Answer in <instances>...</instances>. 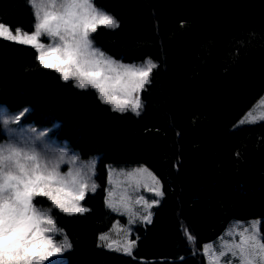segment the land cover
<instances>
[{
	"label": "trees",
	"instance_id": "16d2710c",
	"mask_svg": "<svg viewBox=\"0 0 264 264\" xmlns=\"http://www.w3.org/2000/svg\"><path fill=\"white\" fill-rule=\"evenodd\" d=\"M93 2L119 24L97 26L96 47L124 62L157 63L139 115L113 111L95 89L43 68L36 48L0 37V105L28 108L22 123L52 127L82 159L99 156L98 188L83 200L89 211L67 215L35 199L70 241L63 264H207L204 244L232 220L260 219L264 237V121L238 126L264 95V0ZM0 22L33 32L34 9L0 0ZM138 165L157 176L163 196L151 223L135 226L128 255L100 235L121 217L106 205L108 167Z\"/></svg>",
	"mask_w": 264,
	"mask_h": 264
},
{
	"label": "snow or ice",
	"instance_id": "6c2138e0",
	"mask_svg": "<svg viewBox=\"0 0 264 264\" xmlns=\"http://www.w3.org/2000/svg\"><path fill=\"white\" fill-rule=\"evenodd\" d=\"M28 3L33 7L36 19L33 34L22 33L19 27L13 34L5 24L0 23V37L20 44H30L39 52L36 59L43 68L59 73L64 81L75 77L74 86L80 89H87L89 86L95 89L103 103L112 104L113 111L128 110L125 106L128 101H117L116 93L130 94L136 90L137 85L142 87L147 81L148 71L156 66L150 61L141 68L118 64L94 46L90 32L97 30L98 23L107 28L119 27L115 18L102 9L95 8L91 0H28ZM41 35L48 36L50 40L46 52L42 50L45 46L38 42ZM117 67L122 68L124 74L116 72ZM137 73L143 77L142 80L133 82L126 78ZM261 104L264 105V100H261ZM139 108H142V104L137 100L131 111L139 115ZM22 115L0 118V124L5 128L9 124H17ZM259 118L264 120V114ZM245 122L256 123L257 120L249 113L241 121ZM67 155L61 151L55 157L47 158L37 151L32 141L27 140L0 143V264H54L57 261L63 264L62 250L70 249L71 244L63 230L55 228L51 208H37L33 200L35 196L46 197L54 208L67 215L89 211L78 206L79 201L85 197V185L82 181L75 178L71 180L75 197L65 192L66 177L61 176L58 169ZM72 159L75 160L76 157L73 156ZM90 164L94 175L95 163L92 161ZM113 171L110 170V176ZM146 172L149 176L152 175L143 168L133 169L125 175L133 177L136 173ZM152 178L155 180V177ZM96 188L93 183L90 191L95 192ZM162 196L161 191L155 192V197ZM158 203L156 198L152 199L151 204L145 201V210ZM106 204L118 211L110 201L106 200ZM151 215L149 212L141 219L151 223ZM133 222L129 220V223ZM259 225L258 220L249 222L248 225L234 222L232 230L226 232L215 244L204 245L202 254L211 257L209 264H257V256H264V237L259 235ZM237 229L242 231H236ZM55 235L63 237L59 246L54 243ZM236 236L239 237V242H236ZM186 238L190 243H195L194 237L186 234ZM105 239V235L100 236L101 241ZM134 244L135 241L123 251L131 255ZM107 247L111 248L112 245ZM114 250L121 251L118 247Z\"/></svg>",
	"mask_w": 264,
	"mask_h": 264
},
{
	"label": "rangeland",
	"instance_id": "374dc122",
	"mask_svg": "<svg viewBox=\"0 0 264 264\" xmlns=\"http://www.w3.org/2000/svg\"><path fill=\"white\" fill-rule=\"evenodd\" d=\"M94 0H91V3L94 5ZM95 8L100 9L94 5ZM104 11V10H103ZM105 12V11H104ZM107 13V12H105ZM108 14V13H107ZM110 15V14H109ZM111 16V15H110ZM113 17V16H112ZM114 18V17H113ZM116 20V19H115ZM1 23V22H0ZM102 25L100 23L97 24V26ZM7 26V25H6ZM13 34H15V30H12L9 26H7ZM21 32H26L21 30ZM34 32V31H33ZM33 32H27L29 35L33 34ZM92 34L90 32V39L92 40ZM38 42L42 43L45 47L42 49L43 51H47V46L50 43L49 37L46 35H41L38 38ZM93 42V40H92ZM94 44V42H93ZM30 45V44H27ZM95 46V44H94ZM96 47V46H95ZM98 48V47H96ZM99 49V48H98ZM101 50V49H100ZM102 51V50H101ZM103 52V51H102ZM105 53V52H104ZM106 54V53H105ZM39 55V52H38ZM108 55V54H106ZM110 56V55H108ZM112 59H114L118 64H123L127 66H132L134 68H141L147 64V62H151L155 66L157 65L156 61H154L152 58H146L143 61L140 62H124L122 60L116 59L112 56H110ZM48 59V57H46ZM145 70H147L145 68ZM153 68L148 71V76H147V81L143 83V86L137 85L136 90L132 91L130 94H127L125 92H118L116 93L117 96V101H125L127 100L128 103L125 105L128 110L126 111H131V108L135 105L136 101L139 100V102L142 104V108H139V114L143 110V100L141 98V91L143 88L146 86V84L150 80L151 72ZM116 72H119L121 74H124V70L122 68H116ZM126 78H130L133 82L142 80L143 77H141L138 73L135 76H126ZM75 77L73 79H70L74 82L75 84ZM88 88H91L90 86ZM261 100H264V95L260 100L241 118V120L238 122V126L240 125H246V124H254V123H241L242 120H244L249 113H252L253 117L256 118L257 122L264 121L260 119V115L264 114V105L261 104ZM117 101H114V103H117ZM112 107V104H108ZM117 106H120L119 103H117ZM28 108H24L18 111H10L5 104L0 105V118H11L14 117L18 114H23L19 120V123L17 124H9L7 128H5L2 124V128L4 131V134L6 135L5 139L1 141L0 143H5L7 144L11 140H27V141H32L36 148L37 151L43 153L46 155L47 158H53L55 157L58 153L61 151L66 152L68 155L64 158V160L60 163L59 166V174L61 176L66 177V185L67 187L65 188V192L69 193L71 197H75L76 193L73 191L72 186H71V180L72 179H77L79 181H82L85 185L84 187V192L85 196L92 192L90 191V188L92 184L94 183L97 188H98V182L96 180V175H97V163L99 156H92L89 159H82L76 151L71 149L68 146V143L63 140H57L53 138L50 135V132L52 130V127H37L32 124H26L22 123V118L23 116L27 113ZM125 112V111H124ZM134 113V112H133ZM136 114V113H135ZM256 122V123H257ZM10 130V131H9ZM75 156L76 159L73 160L72 157ZM94 161L95 163V168H94V175H92V167L90 162ZM147 169L148 172H150L152 175L149 176L148 173H136L133 177H128L125 175L128 172H131L133 169ZM110 170H114L111 173L110 176ZM152 177H155V180H153ZM158 181L159 183H156ZM96 188V190H97ZM161 191L162 192V185L160 180L157 178V176L146 166L144 165H138L134 167H123V168H118L114 166H109L108 167V184H107V190H106V197L105 201H110L113 205L114 208L118 209V211H114L117 214L121 215L120 218H117L114 223L112 224L111 228L107 231L102 233L100 236L105 235L106 239L101 241L100 243L104 246L107 247V245H112V247H108L110 249H115V248H120L121 251L119 252H124L123 249L126 246L132 245V242L135 241L133 239V234L136 232L135 226L137 224H145L148 223L146 220H142V216H147L149 212L153 214V208L156 205H152L151 208L146 209V204L145 201H147V204H151L152 199L156 198L159 200L161 197H155V192L156 191ZM109 192H111V195H109ZM38 197L42 196H35L33 200V204L37 208L41 209H49L50 207L48 206H43L41 204H37L35 199ZM143 197L144 199L141 200L140 198ZM46 198V197H43ZM85 198V197H84ZM47 199V198H46ZM48 200V199H47ZM84 200V199H83ZM83 200L79 201L78 206L87 208L83 204ZM49 201V200H48ZM107 205V204H106ZM108 206V205H107ZM51 217L52 216V209H51ZM152 217V215H151ZM54 219V218H53ZM133 220V223H129V220ZM260 221V219H252L248 222L243 221V220H232V222L229 224L225 232L220 235L217 239L206 242L204 245L212 243L215 244L218 239L224 234L230 230H232L234 222H242L244 225H248L249 222H254V221ZM47 227H52L51 225H47ZM55 228L59 229L56 224ZM236 231H242V229H237ZM63 234L65 232L63 231ZM186 234L188 232L186 231ZM46 235H52V233H46ZM235 235V233H233ZM259 235L262 237L261 232H260V225H259ZM67 237V235H66ZM63 239L61 235H55L54 238V243L57 244L58 246L60 245V241ZM229 240L231 238H228ZM67 241L70 243L68 237ZM236 242H239V237L236 236ZM133 246L131 247V252H132ZM69 250V249H68ZM63 251V258L65 259V253L68 251ZM257 251H259L257 249ZM204 252V246L202 253ZM206 263L209 264V259L211 258L209 255L203 254ZM63 259V261H64ZM227 259V258H225ZM257 264H264V256H257ZM47 264V262H45ZM54 264H59V262H54Z\"/></svg>",
	"mask_w": 264,
	"mask_h": 264
}]
</instances>
